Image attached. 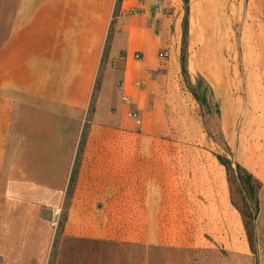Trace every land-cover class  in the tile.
Here are the masks:
<instances>
[{
  "label": "crops",
  "instance_id": "crops-1",
  "mask_svg": "<svg viewBox=\"0 0 264 264\" xmlns=\"http://www.w3.org/2000/svg\"><path fill=\"white\" fill-rule=\"evenodd\" d=\"M228 1L188 0L194 51L188 65L204 66L211 81L225 67L230 116L240 104L235 83L242 82L240 156L262 184L258 222L264 219V0L230 12ZM182 4L122 0L114 16L116 0H0V264H47L50 217L66 200L62 237L181 246L187 226L202 233L213 225L226 229L229 246L249 252L224 168L196 139L172 136ZM224 38L226 58L204 59L207 50L223 49ZM97 78L101 90L92 101ZM91 103L93 120L82 139L76 133Z\"/></svg>",
  "mask_w": 264,
  "mask_h": 264
},
{
  "label": "rangeland",
  "instance_id": "rangeland-1",
  "mask_svg": "<svg viewBox=\"0 0 264 264\" xmlns=\"http://www.w3.org/2000/svg\"><path fill=\"white\" fill-rule=\"evenodd\" d=\"M247 3L248 0H229L226 10H242ZM188 8L189 5L186 7L182 4L183 26L185 21H188ZM210 33L211 28H207L208 41ZM221 40L223 49L218 52L207 50L206 55H203L204 59L211 60L216 54L226 58V41L225 38ZM193 52L188 48L186 35L185 44L182 46V41L180 43L178 113L170 115L178 120L172 136L196 139L203 153L217 159L224 168L230 202L244 226L249 252L244 254L236 247L229 246L226 242V229H218L213 225H204L202 233L199 227L187 226L186 243L181 246L166 243H109L62 237L66 200L55 216L50 217L54 242L49 250L47 264H264V219L259 218L256 222L261 208L259 189L262 184L258 185L257 181H260L253 176L251 179L246 177L249 172L243 166L240 156L243 141L242 82L235 83L234 92L240 104L238 107L235 105V111L230 116V113H227V105L231 104L228 102V85L230 84L232 89V83L226 80L225 67L224 71H218L220 79L208 80V69L204 66L197 68L188 65ZM105 56L106 54L102 60ZM104 89L106 92L111 91L108 85ZM100 90L101 81L97 78L92 101L97 100ZM230 100L232 101V98ZM92 108L91 103L82 130L76 133V136L82 139L88 135L89 125L93 120ZM228 116L230 121H227ZM47 213L48 211H44L45 216ZM198 236L202 237L201 243L195 241Z\"/></svg>",
  "mask_w": 264,
  "mask_h": 264
},
{
  "label": "trees",
  "instance_id": "trees-1",
  "mask_svg": "<svg viewBox=\"0 0 264 264\" xmlns=\"http://www.w3.org/2000/svg\"><path fill=\"white\" fill-rule=\"evenodd\" d=\"M121 1L122 0H116L114 16L117 14V11H118V8L120 6ZM183 3L187 7L188 0H183ZM186 26H187V22L185 21L184 26H183V34H182V36H183L182 37L183 38L182 39V46H183V44H185V38H186V35H187V27ZM107 51H108V46H106V48H105L104 55L107 53ZM183 58H184V56L182 55V66H183ZM76 172H77V169H76V167H74V169L72 170V173H71L70 182H69L68 189H67L68 196L72 192V186H73V183H74V180H75V177H76ZM246 177L248 179H251L252 175L250 173H246ZM257 183H258V185H260L259 184L260 182L257 181Z\"/></svg>",
  "mask_w": 264,
  "mask_h": 264
},
{
  "label": "built area",
  "instance_id": "built-area-1",
  "mask_svg": "<svg viewBox=\"0 0 264 264\" xmlns=\"http://www.w3.org/2000/svg\"><path fill=\"white\" fill-rule=\"evenodd\" d=\"M129 116L135 120L136 124H140V118L137 116L135 112H129Z\"/></svg>",
  "mask_w": 264,
  "mask_h": 264
}]
</instances>
